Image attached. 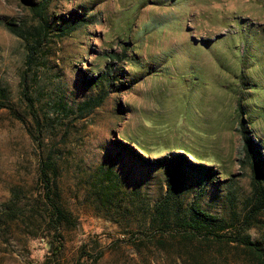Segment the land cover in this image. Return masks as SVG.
<instances>
[{"label": "rangeland", "instance_id": "rangeland-1", "mask_svg": "<svg viewBox=\"0 0 264 264\" xmlns=\"http://www.w3.org/2000/svg\"><path fill=\"white\" fill-rule=\"evenodd\" d=\"M79 6L97 22L55 39L47 66L40 65L38 76L28 82L49 76V83L66 84L72 101L98 91L83 85L84 72L97 75L111 69L121 82L115 79L100 107L84 118L67 117L62 129H47L44 139L19 100L21 73L27 68L24 43L3 24L28 23L31 15L21 0H0V80L17 103L15 111L0 109V264H187L191 246L199 244L184 248L169 232L146 224L167 191L166 168L139 164L117 141L151 160L183 152L192 161L210 163L217 183L203 185L188 176L182 188L185 203L196 201L226 219L241 217L252 174L241 163V119L264 154V0L52 4L57 13ZM124 49L129 60L109 56ZM47 152L58 157L62 201L76 219L61 230L59 254L50 250L48 222L43 216L37 219L36 212L38 161ZM114 159L119 160L116 171L123 191L103 204L92 197L87 181ZM14 188L26 216L7 221L3 204ZM249 233L264 247V216ZM198 252L191 264H256L234 244Z\"/></svg>", "mask_w": 264, "mask_h": 264}, {"label": "trees", "instance_id": "trees-1", "mask_svg": "<svg viewBox=\"0 0 264 264\" xmlns=\"http://www.w3.org/2000/svg\"><path fill=\"white\" fill-rule=\"evenodd\" d=\"M21 1L30 12L31 22L7 20L3 24L24 43L27 68L21 73L22 99L19 100L26 108V116L37 124V130L44 139H47L49 136L47 129H62L67 117L70 118L75 114L76 118H84L100 107L109 95L110 88L116 86L115 79L119 82L121 80L116 74L110 73V68L97 75L84 72L83 85L90 90L97 88L98 91L79 101H72L68 98L66 84L49 83V76H42V79H33V82H28L30 76H38L37 71L40 65L47 66V51L51 49L50 44L55 39L71 36L89 23L97 22V19L94 14L88 15L85 6H79L67 13H57L52 8L55 0ZM125 50L121 54H109V56L129 60ZM131 63L137 65L132 61ZM47 87L51 88L47 89ZM238 99V109L243 114V101ZM16 104L11 99L9 89L0 80V109L15 111ZM239 130L243 139L244 154L241 163L248 166L252 172L250 176L251 194L244 199L242 216H233L230 219L205 210L196 201L186 204L183 198L182 188L186 178L190 175L199 178L203 185L217 183L215 181V178H218L217 170L210 163L201 160L192 161L183 152L151 160L136 153L125 142L117 141L118 146L124 152L128 151V154L133 156L139 164L166 168L167 191L148 213L146 224L150 230L169 232L174 240L179 241L181 245H186L184 248H188V245L191 246L195 242L199 244L200 246L196 244L191 246L192 250L188 254L189 260L199 256L198 251L206 252L214 245L225 243L236 245L248 260L255 261L256 264H264L262 242L252 239L249 233L251 228L260 227L264 216V154L259 141L254 138L252 129L244 119L240 121ZM118 163L119 160L114 159L108 165H100L87 181L92 197L103 204L113 201L123 191L122 180L116 171ZM58 169V157L54 154L47 152L39 158V205L36 211L39 215L37 219L43 216L48 222L46 228L48 244L54 254H59L63 250L61 230H64V226L76 224V219L62 201V193L58 184ZM20 201L21 198L18 197L16 189H12L10 198L3 204L2 212L7 217V221L26 216L18 207ZM189 260L187 264H191Z\"/></svg>", "mask_w": 264, "mask_h": 264}]
</instances>
